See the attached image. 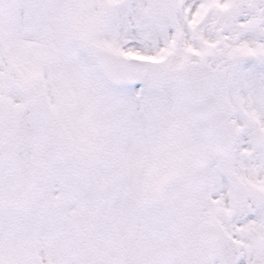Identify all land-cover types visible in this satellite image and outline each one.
I'll return each instance as SVG.
<instances>
[{"label":"snow or ice","instance_id":"snow-or-ice-1","mask_svg":"<svg viewBox=\"0 0 264 264\" xmlns=\"http://www.w3.org/2000/svg\"><path fill=\"white\" fill-rule=\"evenodd\" d=\"M0 264H264V0H0Z\"/></svg>","mask_w":264,"mask_h":264}]
</instances>
